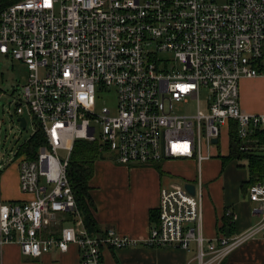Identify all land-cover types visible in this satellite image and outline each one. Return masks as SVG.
<instances>
[{"label":"built area","instance_id":"built-area-1","mask_svg":"<svg viewBox=\"0 0 264 264\" xmlns=\"http://www.w3.org/2000/svg\"><path fill=\"white\" fill-rule=\"evenodd\" d=\"M0 55L27 67L21 103L45 139L34 158L16 154L20 191L30 198L0 204V249L16 244L41 258L76 247L79 264H106L105 249L141 243L87 226L67 171L78 140L129 166L201 167L221 154L224 133L230 150L233 130L242 152L264 154V113L249 114L240 102L241 80L264 77V0H9L0 6ZM112 91L116 112H97V100ZM189 101L196 112L180 114L176 107ZM205 192L201 176L162 188L143 246L194 244L197 264H223L264 237V180L247 188L260 221L241 235L205 238ZM225 217L235 223L231 210Z\"/></svg>","mask_w":264,"mask_h":264},{"label":"crops","instance_id":"crops-1","mask_svg":"<svg viewBox=\"0 0 264 264\" xmlns=\"http://www.w3.org/2000/svg\"><path fill=\"white\" fill-rule=\"evenodd\" d=\"M251 91L254 92L253 100L249 98ZM240 102L241 108L249 114L264 113V77L242 79ZM220 152L201 167L195 161L170 160L164 162L166 167H161V171L156 166L122 165L108 157L96 161L90 181L94 203L91 213L96 229L102 232L113 229L141 242L127 249H105L106 264H197L194 244L187 251L147 247L142 242L157 224L161 189L173 183L193 182L198 176L206 185L202 231L208 241L223 235H241L256 225L260 217L253 214L254 204L248 200L247 193L249 168L240 163H248V160H230L223 167L222 158L230 152L229 149L228 153H222L221 149ZM12 165L0 173V204L30 198L20 191L19 161ZM172 165L182 168L172 169ZM227 210L236 215L234 226L226 223ZM0 264H79V253L72 247L63 255L53 252L41 258H30L22 254L18 245L7 244L0 249ZM223 264H264V237L257 236L237 248Z\"/></svg>","mask_w":264,"mask_h":264},{"label":"rangeland","instance_id":"rangeland-1","mask_svg":"<svg viewBox=\"0 0 264 264\" xmlns=\"http://www.w3.org/2000/svg\"><path fill=\"white\" fill-rule=\"evenodd\" d=\"M9 0H0V6L6 4ZM43 73V71H41ZM29 77V71L21 62L0 55V156L4 163V171L10 167L18 158L16 154L20 146L26 143L30 137L35 133L36 122L28 114V109L25 104L21 103V95L24 85ZM242 81V80H241ZM241 89V82H240ZM254 92H250L249 98L253 100ZM21 104L24 110L23 117L26 118L28 127L23 129L18 123L19 115L17 114V107ZM104 107L108 108L113 114L117 110V98L112 91L96 102V111L100 112ZM177 111L180 114H194L197 109L196 101H189L178 105ZM223 134L221 142L222 153H228L229 145L228 139ZM218 152V149L215 150ZM62 158H66V153L59 152ZM114 160L113 153H106L102 159ZM98 161V160H97ZM115 162V161H114ZM242 167L248 169L247 161L240 162ZM160 167L165 168L166 164L161 163ZM11 167H14L12 165ZM10 167V168H11ZM182 168L179 165H172V169Z\"/></svg>","mask_w":264,"mask_h":264},{"label":"trees","instance_id":"trees-1","mask_svg":"<svg viewBox=\"0 0 264 264\" xmlns=\"http://www.w3.org/2000/svg\"><path fill=\"white\" fill-rule=\"evenodd\" d=\"M45 143L44 133L36 124L35 133L30 139L21 145L20 153H26L29 158H34L39 147ZM240 140L237 137L236 131L233 130L230 135V154L222 158L223 167L226 166L230 160H248L249 180L247 185H251L258 181L264 180V154H247L240 150ZM103 153L99 150L97 142H88L85 140H78L75 143L73 152L71 154L68 177L71 186L76 195L77 203L85 215V221L90 229H96L95 221L92 217L91 208L94 203L91 197L90 181L94 175V165L99 159H102ZM161 171V168H159ZM158 221V217H157ZM226 223L233 225L228 218Z\"/></svg>","mask_w":264,"mask_h":264},{"label":"water","instance_id":"water-1","mask_svg":"<svg viewBox=\"0 0 264 264\" xmlns=\"http://www.w3.org/2000/svg\"><path fill=\"white\" fill-rule=\"evenodd\" d=\"M18 122L20 123V126L23 128V129H26L27 127V121L24 117H19L18 118ZM214 143H218V140L217 139H214L213 141ZM185 189L192 195L195 194V187L190 184V183H187L185 184Z\"/></svg>","mask_w":264,"mask_h":264}]
</instances>
